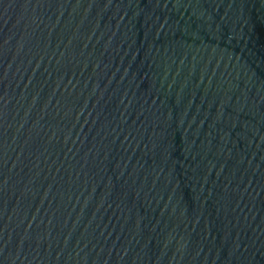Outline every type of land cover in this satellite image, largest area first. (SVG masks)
<instances>
[{
	"label": "water",
	"instance_id": "water-1",
	"mask_svg": "<svg viewBox=\"0 0 264 264\" xmlns=\"http://www.w3.org/2000/svg\"><path fill=\"white\" fill-rule=\"evenodd\" d=\"M0 264H264V0H0Z\"/></svg>",
	"mask_w": 264,
	"mask_h": 264
}]
</instances>
